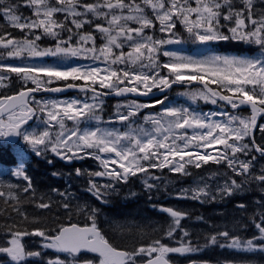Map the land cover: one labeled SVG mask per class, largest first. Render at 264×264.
Segmentation results:
<instances>
[{"label": "snow or ice", "instance_id": "1", "mask_svg": "<svg viewBox=\"0 0 264 264\" xmlns=\"http://www.w3.org/2000/svg\"><path fill=\"white\" fill-rule=\"evenodd\" d=\"M0 19V264H264V0H0ZM33 156L68 165L63 188ZM142 195L160 219L114 211ZM214 249L233 254L193 258Z\"/></svg>", "mask_w": 264, "mask_h": 264}, {"label": "trees", "instance_id": "2", "mask_svg": "<svg viewBox=\"0 0 264 264\" xmlns=\"http://www.w3.org/2000/svg\"><path fill=\"white\" fill-rule=\"evenodd\" d=\"M2 22L0 21V24ZM0 160L4 163H12L13 162V157L10 153L5 152L2 153L0 156ZM28 170H29V174L32 176L33 178V183L40 189H46L49 187H60L63 188L64 187V183L63 180L61 178L58 177H54L51 175V173L53 171H57V170H61V168H59L58 166L55 167V169L53 170L51 167L47 166L46 164L43 163V161H41L40 159L34 157L33 161L28 165ZM248 198H251V196H249ZM246 198V199H248ZM160 202H164L166 204H172L175 205L177 203L185 205L191 209H194L195 211L193 212V215H200L203 214L205 217H209L212 219H216L215 216H213V212L217 211L220 209V207L222 205H216L215 210L213 209V205H210L208 207L206 206H202L196 202H190V201H175V200H160ZM227 209L229 211H232V204L228 203L227 204ZM115 212H121V213H128V212H132L134 214H138L137 218L140 217H148V218H152V219H160L161 217L158 215V212L152 208H150L146 196H140L134 203H130L128 204L126 207L125 206H120L117 207L115 210ZM193 228H203L204 225L200 224V223H193L192 225H190ZM233 253L229 250V251H225V250H220V249H214L211 251H205L203 253H199V254H193V258L196 259H200V258H208V257H225V256H230ZM181 263H186L185 261H181Z\"/></svg>", "mask_w": 264, "mask_h": 264}, {"label": "rangeland", "instance_id": "3", "mask_svg": "<svg viewBox=\"0 0 264 264\" xmlns=\"http://www.w3.org/2000/svg\"><path fill=\"white\" fill-rule=\"evenodd\" d=\"M110 103H108V105L109 106H111V105H113V104H115L116 102L114 101V99H111L110 101H109ZM86 162H88V163H92L90 160H86ZM188 181H185V183H187ZM138 187V186H137Z\"/></svg>", "mask_w": 264, "mask_h": 264}]
</instances>
